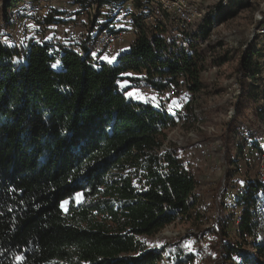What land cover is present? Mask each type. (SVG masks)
I'll use <instances>...</instances> for the list:
<instances>
[{
  "label": "trees",
  "instance_id": "trees-1",
  "mask_svg": "<svg viewBox=\"0 0 264 264\" xmlns=\"http://www.w3.org/2000/svg\"><path fill=\"white\" fill-rule=\"evenodd\" d=\"M2 1L7 8L20 0ZM108 23L87 32L84 51L97 32L114 31ZM133 25L135 39L113 64L69 47L0 41V264H17L18 255L20 264H157L160 254L148 239L198 203V181L180 148H163L167 130L197 119L191 108L172 116L133 100L119 82L132 71L145 75L128 78L132 85L164 90L181 80L198 93L204 67L216 65L210 27L204 20L199 33L179 42L137 15ZM256 51L247 49L240 60L246 77L237 78L223 136L228 161L242 129L252 157L264 154V131L255 129L264 124V86L257 94L248 89ZM244 149L239 140L237 152ZM215 207L214 223L196 234L195 252L170 246L174 263L264 264V179L249 178L230 206ZM206 232L213 238L203 245Z\"/></svg>",
  "mask_w": 264,
  "mask_h": 264
},
{
  "label": "rangeland",
  "instance_id": "rangeland-1",
  "mask_svg": "<svg viewBox=\"0 0 264 264\" xmlns=\"http://www.w3.org/2000/svg\"><path fill=\"white\" fill-rule=\"evenodd\" d=\"M68 1L41 0L38 3L36 1H27L28 3H23L20 7L12 5L6 8L3 1L0 0V41L20 47H26L36 42L48 43L43 40L46 35L51 37V40L54 39L53 36H50L51 34H47L54 31L55 33H60L64 38L71 34L76 35L75 38L70 39L69 37L66 40H72L73 43L80 36L82 27L86 24L82 22V27L74 24L73 27H66L67 22L70 20L61 21L60 18L54 17L60 13H66L63 17L71 14L69 11L71 4ZM96 1V10L94 12L99 13L101 12L100 8L104 10L105 0ZM51 4H54L57 9L65 8V11L51 8ZM25 5L32 6L29 10V8L24 7ZM42 5L44 6L41 7ZM79 7L81 10L75 15H79L82 20L86 18L87 14L92 13L87 11L84 5ZM126 15L124 13L121 17H116L122 28L119 30L122 31L123 41L115 52L108 53V55H114L119 52L122 45L128 42L131 43L135 39L134 27L131 26L130 20L125 17ZM263 24L264 0H233L227 7L219 11L217 23L213 26L211 37L207 40V43L218 51L217 55L213 57L216 58V65L208 64L204 67V71L200 75L203 88L198 93L193 94L191 92L187 94L186 91L189 90L186 84L180 80L182 85L178 95L169 96L163 94V100L160 101L157 96L153 100V95L139 91L136 88L137 85L127 84L129 81L127 79L130 76H126L123 80L122 88L134 87L135 91L138 90L144 97L149 98L150 100L147 101L152 103L154 107L157 104L159 106L164 105L166 108L171 105L181 106L186 104L185 106H189L197 118L192 120L191 116H189L184 124L180 122L175 127L167 130L163 148L170 144L180 148L182 155L192 167L198 181V185L194 190L195 195L198 197V203L186 216L178 218L175 222L149 238V249L154 251L168 249L170 252L171 245L182 244L184 249L189 251L184 245L186 242H191L190 252H195L197 246L196 234L214 223L213 218L216 216L215 206L219 204V201L223 202L225 207L230 206L236 192L245 187V182L249 178L258 177L261 174L259 172V164L255 160L256 153L253 156L254 158L251 154L254 151L244 149V155H240L237 152L236 146L240 140L238 138H235L229 153L232 161L226 160L223 136L226 134L227 124L230 117L233 116L234 105L238 99L240 85L237 78L245 79L246 77L244 71L241 73L239 69L240 60L247 49L253 48L257 50L251 59L254 63V67L251 70L255 72V75L249 79V83H252V88L248 87V89L257 94L264 86V34H257V28H263L261 27ZM75 26L78 31H69L70 28L74 30ZM131 38L133 39L132 41H130ZM178 41L180 42L181 40ZM54 50L57 51L58 48H54ZM209 58L208 60H211V57ZM112 63H115V61ZM127 74H132L131 77L138 79L145 76L144 73L135 76L132 71L127 72ZM132 97L136 96L132 95ZM256 124V130L258 128V131H264V124L260 125L258 122ZM259 140H261V145L264 146V135ZM224 188H226L225 191ZM226 212L228 211L225 210ZM201 238V244L204 245L213 238V235L206 232ZM155 245H159V247ZM193 263L201 264L202 261L194 258ZM157 264L167 263L160 258Z\"/></svg>",
  "mask_w": 264,
  "mask_h": 264
},
{
  "label": "built area",
  "instance_id": "built-area-1",
  "mask_svg": "<svg viewBox=\"0 0 264 264\" xmlns=\"http://www.w3.org/2000/svg\"><path fill=\"white\" fill-rule=\"evenodd\" d=\"M79 6H86V10L92 12L90 17L93 18L96 10V0H70ZM116 5L121 6V11L127 14L126 17L133 25L134 15L139 16L141 22L147 28L160 27L164 30V35L168 38L173 37L177 40H190L195 34L200 32V26H202L204 20L207 21L210 31L213 26L216 25L218 20L219 11L233 0H113ZM125 7V8H124ZM263 28H257V34H264ZM114 29L113 27H109ZM87 30L81 32L75 41L69 48L76 52L80 56H88L93 61H98L100 56L106 55L111 52H115L119 44L123 41L122 31L114 29L110 31L108 28L103 31L97 32L88 49L84 51L82 49L83 42L87 35ZM137 29L134 27V38L137 34ZM211 34L209 35V38ZM208 38V39H209ZM207 39V40H208ZM1 40V39H0ZM208 42V41H207ZM182 83L175 85L171 84L164 90H157L150 84L142 83L136 88L149 95L157 96L161 101L163 100V94L169 96H176L179 94L180 86ZM166 92V94H165ZM190 94V91H186ZM190 97V96H189ZM186 105V104H185ZM185 105L176 106L171 105L169 108L164 107L167 113L172 116H176L177 112H184ZM179 124V123H178ZM239 139L242 142L245 149L251 148L252 139L249 136L247 130L242 129L239 134ZM164 146V145H163ZM255 160L259 164L258 177L264 179V154L256 153ZM244 187L241 188L242 191ZM238 223V221H237ZM160 254V258L164 259L167 264H175L173 256L168 249H162L157 251ZM191 264H194L193 261Z\"/></svg>",
  "mask_w": 264,
  "mask_h": 264
},
{
  "label": "crops",
  "instance_id": "crops-1",
  "mask_svg": "<svg viewBox=\"0 0 264 264\" xmlns=\"http://www.w3.org/2000/svg\"><path fill=\"white\" fill-rule=\"evenodd\" d=\"M30 2V1H32V2H40L41 0H20V1H18L16 4H14V6H17V7H20L23 3H26V2ZM122 1H124V0H122ZM27 2V3H28ZM68 3L69 4H71L70 6V8H69V11H70V15H68V16H66V17H63L66 13H60V14H57L56 16H54V17H56V18H60L61 19V21H64V20H70V21H68L67 22V25H66V27H68V26H71V27H73V24L74 25H81V23L83 22V23H85L86 25L84 26V27H82V25H81V27H82V31L84 30V28H85V30H88V32L91 34V35H93L98 29H99V27L103 24V23H105V22H107V21H109V23H108V27H113L114 29H122L121 28V25H120V22L116 19V17H121L122 15H123V11H121V6H115L116 5V3L113 1V0H105V3H104V5H103V7H104V10H102V8H100V11L101 12H99V13H95L94 15H93V18L92 17H90V14H87L86 12H84L85 14H87V16H86V18L84 19V20H82V18L79 16V15H75L77 12H79L81 9H80V7H79V5L78 4H76V3H74V2H72V1H68ZM31 6L32 5H30V6H24V7H27V9L29 8V10H30V8H31ZM37 6H38V4H37ZM44 5H42L41 7H43ZM50 7L52 8H54V9H57V8H55V6H54V4H51L50 5ZM125 8V7H124ZM58 11H65V8H58L57 9ZM27 13V12H26ZM82 14V13H81ZM126 17V16H125ZM127 18V17H126ZM127 25V24H126ZM128 26V25H127ZM132 26V25H131ZM131 26H129L130 28H131ZM126 28V27H125ZM52 29V28H51ZM127 29V28H126ZM69 31H78V28L75 26L74 27V30H71V28H70V30ZM81 31V30H80ZM47 33V32H46ZM47 34H51L50 36H53L54 37V39H50L51 37H47V35L45 36V39L43 40V41H47L49 44H51L54 48H68L69 47V44H71L72 43V40L71 41H66L67 40V38L69 39V37H70V39L71 38H75V36L76 35H74V34H71V35H68L67 36V38L65 37L64 38V36H61V34L60 33H58V32H54V31H52V32H50V33H47ZM60 34V35H59ZM124 34H126V33H124ZM133 38V37H132ZM131 38V40L130 41H132L133 39ZM130 44L131 43H127V44H124V45H122L121 46V48H120V50H119V52H116L114 55L113 54H110V55H103V56H100L99 57V59H98V61L99 62H101V63H107V64H110V63H112V62H116L117 61V59H118V57H119V55L120 54H122V53H124V52H126V51H128V49H129V47H130ZM104 57H109V58H111V57H115V59H113V60H111V62H109V60H107V59H104ZM113 64V63H112ZM135 76H137V74H134ZM124 76L126 77V76H132V74H124ZM128 80V79H127ZM122 83H123V80L122 81H120L119 82V85L121 86L122 85ZM127 84L128 85H132V83L130 82V81H128L127 82ZM122 87V86H121ZM133 91H135V89H134V87H129L128 89H127V92L129 93V92H133ZM133 100H135V101H140V102H146L147 100L149 101L150 99L149 98H147V97H144V98H140V99H137L136 97H132V95H129Z\"/></svg>",
  "mask_w": 264,
  "mask_h": 264
},
{
  "label": "snow or ice",
  "instance_id": "snow-or-ice-1",
  "mask_svg": "<svg viewBox=\"0 0 264 264\" xmlns=\"http://www.w3.org/2000/svg\"><path fill=\"white\" fill-rule=\"evenodd\" d=\"M30 27H31V25H30ZM104 59H107V60H109V62H111V60L115 59V57H111V58L104 57ZM128 95H135L137 99L144 98L143 97V94L142 93H139L138 90L133 91V92H129ZM152 99L155 100L156 97L153 96ZM157 106H158V104H157ZM79 195L80 194H77L78 197H79ZM64 203H66V202H64ZM61 206L63 207V204ZM155 246L156 247H159V245H155ZM184 246L187 247L189 249V251H191V242H186ZM15 259H16L17 264H20V262H22L24 258H23L22 255H18V256H16Z\"/></svg>",
  "mask_w": 264,
  "mask_h": 264
}]
</instances>
